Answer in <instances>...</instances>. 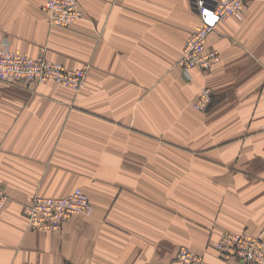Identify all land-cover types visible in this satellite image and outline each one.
Segmentation results:
<instances>
[{
  "label": "crops",
  "instance_id": "crops-1",
  "mask_svg": "<svg viewBox=\"0 0 264 264\" xmlns=\"http://www.w3.org/2000/svg\"><path fill=\"white\" fill-rule=\"evenodd\" d=\"M46 1L0 0V42L88 67L87 87L0 82V264H169L181 247L246 264L213 242L264 237V0L218 24L206 47L222 62L191 80L177 61L202 27L193 0H78L85 18L67 27ZM204 87L208 113L192 108ZM76 188L92 217L27 229L34 197Z\"/></svg>",
  "mask_w": 264,
  "mask_h": 264
},
{
  "label": "built area",
  "instance_id": "built-area-1",
  "mask_svg": "<svg viewBox=\"0 0 264 264\" xmlns=\"http://www.w3.org/2000/svg\"><path fill=\"white\" fill-rule=\"evenodd\" d=\"M250 0H193L194 9L202 20V27L185 43L180 64L186 69L210 70L222 62L217 50L206 47L208 38L219 23L230 18L243 19L245 3ZM50 25L67 27L85 18L78 0H47L43 5ZM88 67L70 69L50 61L44 48L42 54L33 56L14 50L9 41L0 42V82L24 83L26 86L55 83L80 91L85 88ZM213 101L212 92L206 88L198 108L205 111ZM8 203L7 195L0 191V214ZM94 205L87 193L76 188L62 197H37L27 205L28 227L43 232H58L77 214L90 215ZM226 258L240 259L253 264H264V240L246 233H228L214 244ZM173 264H203V259L190 249L181 248Z\"/></svg>",
  "mask_w": 264,
  "mask_h": 264
},
{
  "label": "rangeland",
  "instance_id": "rangeland-1",
  "mask_svg": "<svg viewBox=\"0 0 264 264\" xmlns=\"http://www.w3.org/2000/svg\"><path fill=\"white\" fill-rule=\"evenodd\" d=\"M185 47V46H184ZM183 51H184V49H183ZM182 55H183V53H182ZM182 55L179 57V59H178V61H177V64H178V66L183 70V73H184V75H185V77L186 78H188V80H191V72L193 71V70H195L196 68H191V69H189V70H186L181 64H180V60H181V57H182ZM217 66V65H216ZM214 68V67H213ZM212 68V69H213ZM78 69H83V68H78ZM212 69H210V70H200V69H198V70H200V71H203V72H210ZM87 77H88V71L86 72V77H85V88L87 87ZM24 84V83H23ZM25 86H26V84H24ZM28 86V85H27ZM29 88H34V87H36V85H33V86H28ZM64 88H66V89H68V90H70V91H72V92H74V93H76V94H79V93H81L83 90H80V91H74V90H72L71 88H67V87H64ZM206 88H208V89H210L211 90V92H212V89L211 88H209V87H204V88H202L201 90H200V92L198 93V95H197V97L194 99V101L192 102V108L195 110V111H197V112H200V113H208L209 112V110H210V108H211V106H212V104H213V102H214V94H213V92H212V96H213V101L209 104V107L205 110V111H202V109L200 110L197 106H198V103L200 102V99H201V95H202V93H203V91L206 89ZM0 191H2V192H4L6 195H7V193L4 191V190H2L1 188H0ZM73 192V191H72ZM88 195V194H87ZM89 196V195H88ZM7 197H8V202H9V196L7 195ZM37 197H44V196H36V197H34V199L30 202V203H28V204H26L25 206H24V212H25V215H26V220H27V229L29 230V231H39V230H34V229H30L29 227H28V214H27V211H26V209H27V205H29V204H31ZM90 197V196H89ZM90 201L92 202V199H91V197H90ZM8 204V203H7ZM92 204H93V202H92ZM94 205V204H93ZM94 210H95V207H93V212L90 214V215H85V214H77L76 216H83V217H92L93 216V214H94ZM71 220V219H70ZM69 220V221H70ZM69 221H67L66 223H68ZM65 223V224H66ZM64 224V225H65ZM63 225V226H64ZM62 229H63V227H62ZM61 229V230H62ZM60 230V231H61ZM60 231H58V232H60ZM41 232H43V231H41ZM54 233H57V232H54ZM228 233H230V232H227V233H225V234H223L218 240H216V241H214L213 242V247H214V249L216 250V251H218L216 248H215V246H214V244L217 242V241H219L224 235H226V234H228ZM232 233V232H231ZM241 233H246V234H250V233H248V232H241ZM250 235H253V234H250ZM253 236H258V237H262V239L264 240V237L262 236V235H253ZM181 248H187V249H190V248H188V247H181ZM180 248V249H181ZM179 249V250H180ZM178 250V251H179ZM191 250V249H190ZM193 251V250H192ZM193 252H195V251H193ZM219 252V251H218ZM178 253V252H177ZM176 253V255L171 259V261L169 262V264H173L174 263V261L176 260V258H177V254ZM196 253V252H195ZM219 253H221V252H219ZM196 254H198V253H196ZM222 254V253H221ZM199 255V254H198ZM201 256V255H200ZM224 257V256H223ZM201 258L203 259V257L201 256ZM226 258V257H225ZM227 259H235V258H227ZM237 261H240V262H243V263H246V264H253L252 262H246V261H242V260H240V259H236ZM203 264H204V260H203Z\"/></svg>",
  "mask_w": 264,
  "mask_h": 264
}]
</instances>
